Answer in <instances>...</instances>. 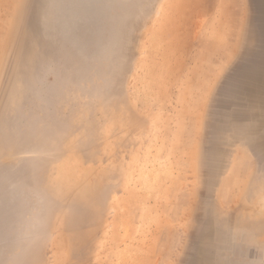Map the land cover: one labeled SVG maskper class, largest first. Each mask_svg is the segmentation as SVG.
Listing matches in <instances>:
<instances>
[{
    "label": "rangeland",
    "instance_id": "obj_1",
    "mask_svg": "<svg viewBox=\"0 0 264 264\" xmlns=\"http://www.w3.org/2000/svg\"><path fill=\"white\" fill-rule=\"evenodd\" d=\"M0 264H264V0H0Z\"/></svg>",
    "mask_w": 264,
    "mask_h": 264
}]
</instances>
